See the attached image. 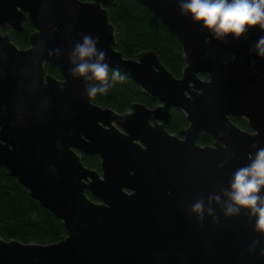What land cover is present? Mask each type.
I'll list each match as a JSON object with an SVG mask.
<instances>
[{"label":"water","instance_id":"1","mask_svg":"<svg viewBox=\"0 0 264 264\" xmlns=\"http://www.w3.org/2000/svg\"><path fill=\"white\" fill-rule=\"evenodd\" d=\"M135 1L181 44L180 77L154 50L126 58L116 49L107 11L115 0H0V27H33L24 49L0 31V166L66 229L49 244L0 237V264H264L257 217L224 214L234 173L264 149V58L254 49L264 32L217 40L181 15V0ZM86 34L99 37L110 68L159 104L133 102L118 113L93 103L86 89L94 80L70 71ZM171 108L188 123L179 134L165 128ZM201 132L211 144L197 143ZM81 155H98L100 172Z\"/></svg>","mask_w":264,"mask_h":264},{"label":"trees","instance_id":"2","mask_svg":"<svg viewBox=\"0 0 264 264\" xmlns=\"http://www.w3.org/2000/svg\"><path fill=\"white\" fill-rule=\"evenodd\" d=\"M88 1V0H82ZM109 20L115 29L116 49L126 58H135L144 50H154L161 63L174 77H180L185 65L182 47L176 37L155 17L148 9L135 0H115V4L107 6ZM2 33H7L11 41L20 49L29 46V35L33 27L28 21L23 22L21 31L9 26L0 27ZM126 75L123 82L115 84L106 95L98 94L91 101L101 107H108L118 113L130 109L133 102L143 103L148 108L159 104L145 93L139 85L121 69ZM45 73L62 79L57 67L44 63ZM200 77L206 78L205 74ZM111 81V72L109 73ZM95 85L97 82H92ZM171 119L165 128L173 134L186 128L188 123L182 111L170 109ZM231 121L244 130H249L245 119L230 117ZM212 137L201 132L197 143L209 145ZM84 166L100 172V158L98 155H81ZM85 194L93 201H99L88 189ZM66 235L62 221L49 209L32 198L27 189L20 185L8 171L0 166V237L5 240L15 239L23 243L49 244L58 241Z\"/></svg>","mask_w":264,"mask_h":264},{"label":"clouds","instance_id":"3","mask_svg":"<svg viewBox=\"0 0 264 264\" xmlns=\"http://www.w3.org/2000/svg\"><path fill=\"white\" fill-rule=\"evenodd\" d=\"M179 9L181 15L191 17L194 23L200 24L217 40L229 35L238 39L246 31L257 27L264 32V0H181ZM98 42L99 37L86 34L82 42L74 46L70 56V63L76 65L70 70L73 77L97 82L86 89L88 98L106 95L115 84L126 79L118 67H109L106 52L97 48ZM254 49L258 57L264 58V35L259 37ZM261 189H264V149L256 153L249 165L234 173L230 191L225 192L230 204L226 206L224 214L231 216L239 209H248L251 215L257 217L256 230L264 233V197L260 195ZM215 200L219 203V197H215ZM192 211L202 213L203 201H198Z\"/></svg>","mask_w":264,"mask_h":264},{"label":"flooded vegetation","instance_id":"4","mask_svg":"<svg viewBox=\"0 0 264 264\" xmlns=\"http://www.w3.org/2000/svg\"><path fill=\"white\" fill-rule=\"evenodd\" d=\"M27 21V20H26ZM5 26H9V27H11V28H13L12 26H10L9 24H5L3 27H5ZM14 29V28H13ZM16 30V29H15ZM204 79V78H203Z\"/></svg>","mask_w":264,"mask_h":264}]
</instances>
